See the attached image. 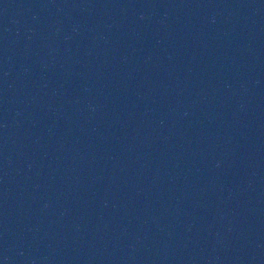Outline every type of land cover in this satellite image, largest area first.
Instances as JSON below:
<instances>
[{
    "label": "water",
    "instance_id": "obj_1",
    "mask_svg": "<svg viewBox=\"0 0 264 264\" xmlns=\"http://www.w3.org/2000/svg\"><path fill=\"white\" fill-rule=\"evenodd\" d=\"M0 264H264V0H0Z\"/></svg>",
    "mask_w": 264,
    "mask_h": 264
}]
</instances>
